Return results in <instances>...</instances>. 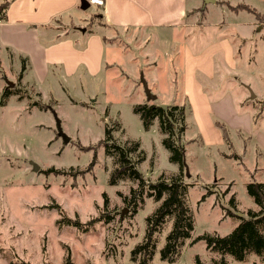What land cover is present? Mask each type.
<instances>
[{
	"label": "rangeland",
	"instance_id": "rangeland-1",
	"mask_svg": "<svg viewBox=\"0 0 264 264\" xmlns=\"http://www.w3.org/2000/svg\"><path fill=\"white\" fill-rule=\"evenodd\" d=\"M6 1L10 2V21H44L50 13L73 3H0ZM220 2L187 0L186 12L193 13L185 20L188 26L177 35L107 29L98 17L102 11L90 3L88 9H81L80 0L78 8L56 16L51 25L60 21L69 27L63 26L66 31L75 25L83 32L97 28L106 35L105 61L117 66L94 76L83 72L71 78L49 77L40 85L28 67L19 79V54L0 41V94L8 89L18 91L0 108V264H134L131 251L142 242L146 218L160 203L145 193L136 213L127 205L138 183H111L116 166L102 140L110 126L116 142H138L146 156L139 171L148 183L180 173L179 163L170 161L172 153L158 121L146 131L135 113V106L145 103L187 108V133L172 143L186 150L183 172L191 185L187 202L194 219L192 238L185 241L178 260L168 263L161 259L169 226L159 236L151 264H264V258L255 255L237 261L208 250L205 241L197 240L204 235L228 236L240 221L236 215L248 218L250 211L258 212L247 185L264 183V30L253 33L254 28L246 25L254 20L252 14L230 8L246 4L264 13V0ZM225 40L237 56L239 69H221L212 79L197 71V78L208 101L229 97L231 109L244 117L241 126H235L231 117L215 113L207 114L206 119L198 117L183 87L186 53L197 56L211 43ZM142 78L155 100L147 97ZM244 87L252 94L251 87L257 99L250 95V100ZM58 120L67 142L59 134ZM205 122L208 126H203ZM216 122L224 125L229 142ZM232 197L236 205L231 203ZM57 206L82 223L102 212L112 213L113 219L108 225L95 224L87 233L72 227L60 229L57 222L62 214Z\"/></svg>",
	"mask_w": 264,
	"mask_h": 264
},
{
	"label": "crops",
	"instance_id": "crops-1",
	"mask_svg": "<svg viewBox=\"0 0 264 264\" xmlns=\"http://www.w3.org/2000/svg\"><path fill=\"white\" fill-rule=\"evenodd\" d=\"M219 2L220 0H213L211 3ZM186 3L187 0H104V6L100 8L103 20L101 26L113 31L122 28L123 31L141 29L178 35L180 29L188 26L185 20L193 13L186 12ZM79 5L80 0H73V3L50 13L44 21H10L8 13L6 23L0 21V41L6 48H16L17 51H14L19 54L20 60L28 59V67L33 70L38 84L46 83L49 77L63 75L65 78H71L83 72L94 76L103 69L116 68V63L109 65L105 61L108 39L97 28L83 32L81 28L72 25L71 30L66 31L63 27L65 25L60 21L56 26L51 25L56 16L78 8ZM252 16L254 17L253 14ZM182 17L184 18L181 20ZM246 25L254 28L253 33L255 29L257 33L264 30V25H259L255 17ZM90 31L92 34L86 35V32ZM245 42L247 43L248 39ZM9 52L15 54L11 50ZM239 66L237 56L233 55L227 40L211 43L197 56L186 53L183 87L198 117L206 119L207 114L215 113L223 118L231 117L235 126L242 125L244 117L237 114L236 109H231L233 103L231 104L229 97L226 95L221 102L217 101L219 99L208 101V96L202 92L197 78V71L207 79H212L215 72L221 73V69L236 72ZM237 80L239 78L235 79ZM244 89L249 99L250 95L257 99L258 94L251 87L252 94L247 88ZM203 126H208L207 122Z\"/></svg>",
	"mask_w": 264,
	"mask_h": 264
},
{
	"label": "trees",
	"instance_id": "trees-1",
	"mask_svg": "<svg viewBox=\"0 0 264 264\" xmlns=\"http://www.w3.org/2000/svg\"><path fill=\"white\" fill-rule=\"evenodd\" d=\"M96 6L99 9L102 7ZM9 7L10 2L8 1L0 3V21L7 19ZM230 8L235 12L248 11L254 15L258 23L264 25V14L257 12L250 6L242 4ZM101 15H98V17L102 18ZM89 24L92 25L91 20ZM21 62L22 71L19 74V79H22L29 64L26 58L21 59ZM17 93L16 90L8 89L0 94V108L6 105V98ZM33 105L44 109L38 103ZM134 111L140 116L146 131H149L155 121H158V127L164 136L165 144L169 146L172 153L170 161L179 163L180 173L168 178L161 176L156 182L148 183L139 171V165L146 157L145 152L140 148V144L138 142L118 143L113 137L114 127L108 126L106 128V138L104 141L102 140V145L107 156L113 159L116 166L111 183L118 184L121 180L138 183V190H132L133 198L131 201L126 202L129 207H133L135 213L137 212L138 202L143 201L145 193L160 203L158 208L146 218L144 238L131 251L130 260L134 264H151L159 236L170 226L165 245L161 250V259L168 263H174L178 260L185 241L192 238L194 231L193 213L187 202V192L191 185L185 181L183 172L186 150L183 145L175 146L172 143L174 139L181 141L187 133V108L185 105H173L164 108L145 103L135 106ZM216 125L222 130L225 141L229 142L224 125L220 122H216ZM116 126L119 128L120 125L117 123ZM247 190L259 206L258 212L250 211L248 218L236 215L240 221L228 236L204 235L197 239L205 241L208 250L227 254L237 261H244L249 255L264 258V183H249ZM105 198V208H108L109 201L106 196ZM205 198L206 195L203 200ZM133 199L136 201H133ZM231 203L236 205L234 197H232ZM57 208L61 210L62 214V218L57 222L60 229L72 227L79 229L82 233H87L95 224L104 222L108 225L113 219L112 213L102 212L98 218L82 223L78 218L73 220L67 217L60 206H57Z\"/></svg>",
	"mask_w": 264,
	"mask_h": 264
},
{
	"label": "water",
	"instance_id": "water-1",
	"mask_svg": "<svg viewBox=\"0 0 264 264\" xmlns=\"http://www.w3.org/2000/svg\"><path fill=\"white\" fill-rule=\"evenodd\" d=\"M205 1H206V3L213 2V0H205ZM89 7H90V5L85 0H82L81 9L86 10ZM142 83H143L145 93H146L147 97L149 98V100H155L156 97L151 93V90L149 89V86H148V84L144 78H142ZM58 131H59V134L61 135L62 139L64 140V142L69 141V138L64 134V132L61 129V124H60L59 120H58ZM37 168H38V166L36 164H34V170H37Z\"/></svg>",
	"mask_w": 264,
	"mask_h": 264
},
{
	"label": "built area",
	"instance_id": "built-area-1",
	"mask_svg": "<svg viewBox=\"0 0 264 264\" xmlns=\"http://www.w3.org/2000/svg\"><path fill=\"white\" fill-rule=\"evenodd\" d=\"M87 1L90 2L91 4L103 5V0H87Z\"/></svg>",
	"mask_w": 264,
	"mask_h": 264
},
{
	"label": "bare ground",
	"instance_id": "bare-ground-1",
	"mask_svg": "<svg viewBox=\"0 0 264 264\" xmlns=\"http://www.w3.org/2000/svg\"><path fill=\"white\" fill-rule=\"evenodd\" d=\"M88 4L90 3V2H88L87 0H85ZM91 4V3H90ZM89 4V5H90ZM93 5H95V4H93ZM99 6H104V0H103V5H99Z\"/></svg>",
	"mask_w": 264,
	"mask_h": 264
}]
</instances>
